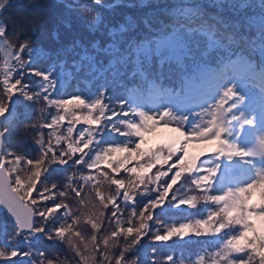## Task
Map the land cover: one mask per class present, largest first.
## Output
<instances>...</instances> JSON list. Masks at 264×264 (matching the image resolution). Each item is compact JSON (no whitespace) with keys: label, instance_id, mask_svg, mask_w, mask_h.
Instances as JSON below:
<instances>
[{"label":"snow or ice","instance_id":"obj_1","mask_svg":"<svg viewBox=\"0 0 264 264\" xmlns=\"http://www.w3.org/2000/svg\"><path fill=\"white\" fill-rule=\"evenodd\" d=\"M15 6L0 0V17ZM254 6L175 0L144 18L141 34L130 18L107 27L85 4L78 19L89 32L105 25L108 41H94L91 51L74 41L79 59L67 75L59 56L36 67L42 50L16 30L25 25L0 18V211L12 225L0 238V261L144 264L145 237L177 245L207 237L194 256L160 258L152 248L147 264H264V0L251 19L244 13ZM37 19L23 17L33 33ZM80 72L94 90L64 97L68 76ZM113 85L125 95H111ZM24 102L39 114L30 125L34 156L5 148L15 108ZM190 104L200 111L193 114ZM158 128L176 135L146 147ZM201 144L214 145L207 159L193 148ZM58 169L64 180L49 182ZM181 206L197 213L171 222L156 216L157 209L186 212ZM49 247L67 249L72 259L49 254Z\"/></svg>","mask_w":264,"mask_h":264},{"label":"trees","instance_id":"obj_2","mask_svg":"<svg viewBox=\"0 0 264 264\" xmlns=\"http://www.w3.org/2000/svg\"><path fill=\"white\" fill-rule=\"evenodd\" d=\"M16 6L9 9L8 12L0 17L5 21L9 20L10 16H14L17 19L18 24H23V29L17 28V31H25L28 34V38L31 39L42 50L41 55L36 58L35 66L39 68H47L53 63L57 56H59L66 64L67 68L63 71L65 74L74 73L72 68V62L78 60L77 55L80 52V48L72 49L74 41H80L81 44L91 51V44L94 41H99L101 45H104L108 41L107 27H116L122 23H126L129 18L131 21L138 24L141 34L145 32L144 26L141 21L144 18L159 14L161 9L165 6L171 8L175 0H103L104 7L96 5L92 0H15ZM250 3H254L255 6L249 8L244 13L251 19L257 18L259 12V0H249ZM66 4H75L76 10H70L65 7ZM88 5L98 11L105 22V25L101 26V29L96 32H89L84 27L83 23L78 19L83 15H86L83 11V5ZM209 12H215L216 9L208 8ZM26 13L31 16L37 17L36 30L33 33L31 31V25L28 21L23 20ZM226 15L232 16V13L225 12ZM65 20H71V27H66L63 23ZM54 35V34H57ZM10 37L12 36V30L10 25ZM13 42H15L13 40ZM69 83L67 85V91L63 93L64 97L73 92L76 89H93L94 83L86 77V73L80 72L68 76ZM132 85L129 84V87ZM165 87H174L178 89V85L171 81H164ZM110 94L113 96H123L125 92L123 88L113 85ZM56 95V94H54ZM27 102L17 105L15 108L16 117L10 126L11 136L5 141V148L15 151L17 153H25L34 156L37 146L34 144L33 136L34 132L30 128V125L38 119V113L35 111L34 106H25ZM78 128H82L83 125H77ZM47 132V130H45ZM153 144L149 143L146 147H151ZM65 172L56 170L51 172L49 176L50 181L62 182L64 180ZM180 193H178L179 195ZM167 207V206H166ZM182 209H187V206H181ZM200 213L204 212L202 205H198ZM196 214L197 209H187V211H178L175 209H168L162 213L160 209L156 210V216L159 219L171 222L172 220L183 219L188 213ZM10 233L12 230L11 220L4 213L0 211V238H3V232L5 230ZM207 237H193L192 241L188 244L180 245L175 244L173 241L169 242H152L147 237L142 241V247L140 248L139 255L144 264H147L152 257V248L157 249L156 255L163 258L169 253H173L176 256H194V254L201 249L203 242L209 240ZM43 247V245H38ZM49 254L53 252H62L61 259H72V254L65 248L55 249L48 248ZM16 259V258H14ZM0 264H4L0 261Z\"/></svg>","mask_w":264,"mask_h":264},{"label":"rangeland","instance_id":"obj_3","mask_svg":"<svg viewBox=\"0 0 264 264\" xmlns=\"http://www.w3.org/2000/svg\"><path fill=\"white\" fill-rule=\"evenodd\" d=\"M255 90L258 91V86L255 87ZM143 102L148 104L150 103V98L147 95V92H145L144 98H143ZM191 107H193V114L196 112H199L200 109L197 107L192 106L191 104L189 105ZM192 117L190 116V119ZM248 127V126H246ZM176 134L172 133L170 129H162V128H158L157 131L155 133H153L150 137V143L152 144H158L160 142L166 141V140H170L171 138H173ZM146 146V145H145ZM214 145L212 144H201V145H193V148L196 149H203V151L207 154L203 157H201V159H207L208 155H211L212 153V148ZM253 199H258V196H254Z\"/></svg>","mask_w":264,"mask_h":264},{"label":"water","instance_id":"obj_4","mask_svg":"<svg viewBox=\"0 0 264 264\" xmlns=\"http://www.w3.org/2000/svg\"><path fill=\"white\" fill-rule=\"evenodd\" d=\"M1 212H4V211H1ZM5 213V212H4ZM6 214V213H5ZM7 215V214H6Z\"/></svg>","mask_w":264,"mask_h":264}]
</instances>
